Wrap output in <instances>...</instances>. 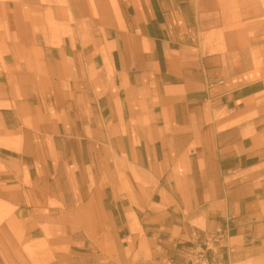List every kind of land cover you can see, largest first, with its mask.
<instances>
[{
  "label": "crops",
  "instance_id": "1",
  "mask_svg": "<svg viewBox=\"0 0 264 264\" xmlns=\"http://www.w3.org/2000/svg\"><path fill=\"white\" fill-rule=\"evenodd\" d=\"M242 10L0 0V264H264V24Z\"/></svg>",
  "mask_w": 264,
  "mask_h": 264
},
{
  "label": "rangeland",
  "instance_id": "2",
  "mask_svg": "<svg viewBox=\"0 0 264 264\" xmlns=\"http://www.w3.org/2000/svg\"><path fill=\"white\" fill-rule=\"evenodd\" d=\"M233 1H235V3H238L241 7H244L242 13L244 14L246 25L251 22H258L264 24V0H233ZM230 13L231 15H233L236 12L230 11ZM236 18L240 19L238 12ZM10 208L11 207H8L7 204H5L4 208H2V206L0 205V214L4 212L5 216H8L9 215L8 212L11 210ZM206 255L207 258H209L208 254Z\"/></svg>",
  "mask_w": 264,
  "mask_h": 264
},
{
  "label": "built area",
  "instance_id": "3",
  "mask_svg": "<svg viewBox=\"0 0 264 264\" xmlns=\"http://www.w3.org/2000/svg\"><path fill=\"white\" fill-rule=\"evenodd\" d=\"M206 254H207V251L205 249H201L199 251H196L197 263L205 264L208 261V258H207Z\"/></svg>",
  "mask_w": 264,
  "mask_h": 264
}]
</instances>
